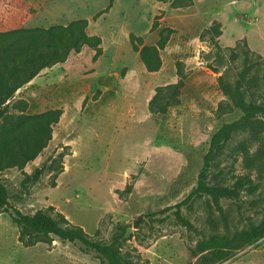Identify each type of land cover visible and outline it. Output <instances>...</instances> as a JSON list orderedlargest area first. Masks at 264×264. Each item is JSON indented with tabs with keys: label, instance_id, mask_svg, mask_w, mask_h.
I'll use <instances>...</instances> for the list:
<instances>
[{
	"label": "rangeland",
	"instance_id": "1",
	"mask_svg": "<svg viewBox=\"0 0 264 264\" xmlns=\"http://www.w3.org/2000/svg\"><path fill=\"white\" fill-rule=\"evenodd\" d=\"M179 2L187 6L0 0V32L86 20L85 33L99 37L101 48L98 55L86 46L71 52L13 95L4 115L62 114L47 146L22 170H2L0 180L9 203L23 213L53 206L102 243L116 225H126L120 250L135 264H264V129L253 141L234 134L208 167L207 186L238 183L235 198L183 202L196 186L212 133L241 117L217 77L233 81L246 64L264 67V0ZM164 28L172 33L159 52L161 66L148 73L129 35L152 45ZM181 77L166 113L151 112L156 89ZM41 166L36 184L22 183ZM17 236L12 221L0 217V264H99L55 237L24 248Z\"/></svg>",
	"mask_w": 264,
	"mask_h": 264
},
{
	"label": "trees",
	"instance_id": "2",
	"mask_svg": "<svg viewBox=\"0 0 264 264\" xmlns=\"http://www.w3.org/2000/svg\"><path fill=\"white\" fill-rule=\"evenodd\" d=\"M179 3V0H173L171 5L174 8L187 6ZM85 27L86 20H75L67 25L14 28L0 32V172L13 167L22 170L26 163L32 161L47 146L51 139L52 127L57 124L62 114L60 109H53L14 117L4 115L5 106L20 88L42 70L63 63L71 52L77 53L86 46L98 55L101 51L100 38L88 36L84 31ZM171 33L170 29H161L158 39L152 45H145L140 38L129 35L131 48L138 53L139 60L148 73L159 70V52L168 42ZM247 53L246 51V59ZM256 65L258 64H246L233 81H227L223 75L217 77L222 94L232 108L240 111L241 117L223 123L212 133L196 186L183 202L203 195L231 199L237 196L238 183L232 188L209 187L205 180L208 167L217 152L234 134H246V141H253L264 129V67L259 64L254 71ZM252 71L253 73H250ZM182 84L181 77L175 84L157 88L149 102L150 111L166 113L167 108L174 103L175 95ZM44 171L45 167L41 166L30 174L25 173L22 183L36 184ZM8 198V189L0 180V214H7L16 225L18 241L24 248L51 242L55 237L61 242L76 245L80 252L93 254L99 264H135L133 260L124 257L120 250L126 225H116L109 243L105 244L89 236L80 226L72 224L53 206L42 207L27 214L10 204Z\"/></svg>",
	"mask_w": 264,
	"mask_h": 264
},
{
	"label": "crops",
	"instance_id": "3",
	"mask_svg": "<svg viewBox=\"0 0 264 264\" xmlns=\"http://www.w3.org/2000/svg\"><path fill=\"white\" fill-rule=\"evenodd\" d=\"M3 216H6V217H8L7 216V214H5V213H2V214H0V217H3ZM9 218V217H8ZM10 219V218H9ZM11 220V219H10ZM13 223V222H12ZM14 224V223H13ZM15 225V224H14ZM16 226V225H15Z\"/></svg>",
	"mask_w": 264,
	"mask_h": 264
}]
</instances>
